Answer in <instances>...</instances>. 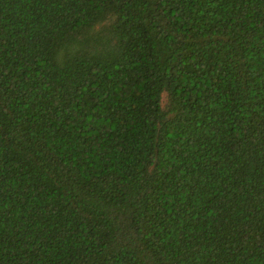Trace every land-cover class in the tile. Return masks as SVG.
Wrapping results in <instances>:
<instances>
[{
    "label": "trees",
    "instance_id": "obj_1",
    "mask_svg": "<svg viewBox=\"0 0 264 264\" xmlns=\"http://www.w3.org/2000/svg\"><path fill=\"white\" fill-rule=\"evenodd\" d=\"M0 264H264V0H0Z\"/></svg>",
    "mask_w": 264,
    "mask_h": 264
}]
</instances>
